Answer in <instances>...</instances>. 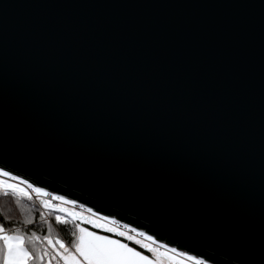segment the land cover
Returning a JSON list of instances; mask_svg holds the SVG:
<instances>
[{
    "label": "water",
    "instance_id": "1",
    "mask_svg": "<svg viewBox=\"0 0 264 264\" xmlns=\"http://www.w3.org/2000/svg\"><path fill=\"white\" fill-rule=\"evenodd\" d=\"M0 167L264 264V0H0Z\"/></svg>",
    "mask_w": 264,
    "mask_h": 264
},
{
    "label": "snow or ice",
    "instance_id": "2",
    "mask_svg": "<svg viewBox=\"0 0 264 264\" xmlns=\"http://www.w3.org/2000/svg\"><path fill=\"white\" fill-rule=\"evenodd\" d=\"M0 192L5 195L10 192L12 195L28 199L32 198L34 192L45 208L58 213L55 216L57 222L67 223L68 218H71L76 222L75 227L78 230L72 246L69 247L60 239L45 236L41 240V237L35 233L26 237L19 231H6L4 225L0 224V264H51L53 259L57 261V264H210V260L201 255H193L179 251L176 247H169L168 244L160 243L153 236L136 228L129 229L128 225H124L125 230H121L115 219L93 212L91 208L87 210L89 216L73 211L65 205L74 206L75 200H67L64 196L53 195L44 188L35 187L3 167H0ZM53 200L60 203H53ZM31 222V220L28 221V223ZM83 223L128 241H134L152 255H145L121 239L90 231L81 226ZM38 240L42 243L47 241V245L35 251L30 250L28 243L35 244Z\"/></svg>",
    "mask_w": 264,
    "mask_h": 264
},
{
    "label": "trees",
    "instance_id": "3",
    "mask_svg": "<svg viewBox=\"0 0 264 264\" xmlns=\"http://www.w3.org/2000/svg\"><path fill=\"white\" fill-rule=\"evenodd\" d=\"M29 220L32 222L28 223ZM0 224L4 225L6 231H19L26 237L32 236L33 233H35V235L43 238L45 236H49V231L53 228V230L58 234L55 239L61 238L66 244L71 246L77 234L76 227H74L71 223L57 222L55 220V216L52 214L49 217L48 223V221L43 218L40 209L37 207L36 202L32 198L28 199L27 197H18L12 195L10 192L7 195L0 192ZM88 227L95 232L121 239L132 247H135L137 250L149 254L146 249L141 248L133 241H126L125 238L117 237L115 234L108 233L103 229H97L93 226ZM31 244L32 243L29 242L28 247L30 250H34L31 247Z\"/></svg>",
    "mask_w": 264,
    "mask_h": 264
},
{
    "label": "rangeland",
    "instance_id": "4",
    "mask_svg": "<svg viewBox=\"0 0 264 264\" xmlns=\"http://www.w3.org/2000/svg\"><path fill=\"white\" fill-rule=\"evenodd\" d=\"M54 195H56V194H54ZM67 200H69V199H67ZM55 201V200H54ZM54 203H60L59 201H55ZM36 205H37V207L40 209V211H41V214H42V216H43V218L46 220V221H48V223H49V217L51 216V214L52 215H54V216H56L58 213H55V212H52L50 209H47V208H45L43 205H39L38 203H36ZM66 207H69V208H71V209H73V207L74 206H72V205H65ZM89 208L88 207H86V208H83L81 211L82 212H80V213H82L83 215H85V216H89L90 214L88 213V210ZM93 211V210H92ZM94 212V211H93ZM68 221H70V222H67V223H71L74 227H75V223L76 222H74V221H72L71 220V218H68ZM47 223V222H46ZM48 225H50V224H48ZM92 226V225H90V224H87V223H83V224H81V226L82 227H85V228H88L90 231H93L92 229H90L88 226ZM49 229H51V228H49ZM130 229V228H129ZM125 230V229H124ZM138 231H140V230H138ZM76 233H78V230L76 229ZM49 236L51 237V238H53V239H55V237L56 236H58V234H57V232L56 231H54L53 230V228L49 231ZM99 234H101V233H99ZM130 234H132V233H130ZM101 235H104V234H101ZM148 235V234H147ZM114 238V237H113ZM43 238H41V240H42ZM57 239H60V240H62L61 238H57ZM116 239H118V238H116ZM126 240V239H125ZM62 241H64V240H62ZM127 241V240H126ZM123 242H125V241H123ZM134 242V241H133ZM32 243V242H31ZM65 243V242H64ZM125 243H127V242H125ZM66 244V243H65ZM47 245V241H43V243L40 241V240H38V241H36L35 242V244H31V247L34 249V251L35 250H37L38 248H43V247H45ZM66 246H69V247H71V245H68V244H66ZM131 246V245H130ZM132 247V246H131ZM147 250V249H146ZM139 251V250H138ZM142 252V251H141ZM144 253V252H143ZM145 255H149V256H151L152 254L149 252V254H146V253H144ZM47 259V258H46ZM51 264H57V261L55 260V259H53L52 260V262H51Z\"/></svg>",
    "mask_w": 264,
    "mask_h": 264
},
{
    "label": "built area",
    "instance_id": "5",
    "mask_svg": "<svg viewBox=\"0 0 264 264\" xmlns=\"http://www.w3.org/2000/svg\"><path fill=\"white\" fill-rule=\"evenodd\" d=\"M35 186V185H34ZM35 187H38V186H35ZM46 190V189H45ZM30 191V190H29ZM47 192H49L48 190H46ZM49 193H51V192H49ZM53 194V193H52ZM54 195V194H53ZM46 199H50V197H45ZM32 199L36 202V203H38L39 205L41 204V202H40V198L39 197H37L36 196V194L33 192L32 193ZM53 203L55 202L54 200L52 201ZM42 205V204H41ZM83 208H86V206H84V205H82V204H80V203H78V202H76V204L74 205V207H73V211H76V212H82L81 210L83 209ZM117 221V220H116ZM118 222V224H117V226L121 229V230H124V225H126V224H124V223H122V222H119V221H117ZM128 228H132V227H130V226H128ZM210 264H212V263H210Z\"/></svg>",
    "mask_w": 264,
    "mask_h": 264
},
{
    "label": "crops",
    "instance_id": "6",
    "mask_svg": "<svg viewBox=\"0 0 264 264\" xmlns=\"http://www.w3.org/2000/svg\"><path fill=\"white\" fill-rule=\"evenodd\" d=\"M115 238V237H114Z\"/></svg>",
    "mask_w": 264,
    "mask_h": 264
}]
</instances>
